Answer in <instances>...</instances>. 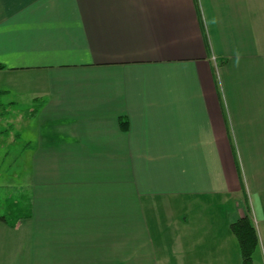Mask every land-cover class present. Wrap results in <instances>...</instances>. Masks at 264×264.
<instances>
[{"label": "crops", "instance_id": "1", "mask_svg": "<svg viewBox=\"0 0 264 264\" xmlns=\"http://www.w3.org/2000/svg\"><path fill=\"white\" fill-rule=\"evenodd\" d=\"M0 96V264H264V0H0Z\"/></svg>", "mask_w": 264, "mask_h": 264}, {"label": "rangeland", "instance_id": "2", "mask_svg": "<svg viewBox=\"0 0 264 264\" xmlns=\"http://www.w3.org/2000/svg\"><path fill=\"white\" fill-rule=\"evenodd\" d=\"M6 98H3L0 96V130L4 127V117H2V114L5 112V108L7 106ZM4 105V106H3ZM8 122V120H6ZM25 120L21 117H19V114L17 115L15 113H12V127H14V131L12 132V140L14 141V135L15 132L18 131L15 129L16 125H23ZM16 124V125H15ZM7 126V125H6ZM29 136L27 132H24L21 134V139L26 140V138ZM4 138L0 135V142L3 141ZM3 149H0V158L2 156L9 155V151L4 150L6 148V145L0 146ZM24 150L20 149L19 143L13 144L12 149V160L7 159L2 161L0 159V172H2V175H0V206L2 200L5 198L4 201L5 210L2 212L3 215H6L7 218H11L15 216V213H17L18 210L26 211L30 208V198L28 197V194H23L25 183H28V179H30L31 172L25 173V158H24ZM5 164V166H4ZM2 166H4L2 168ZM11 166V167H10ZM10 170H9V169ZM5 170H9L6 172ZM26 179V181H25ZM9 184L12 185V194H9V197L6 195V190H2L1 185L3 184ZM19 191V192H17ZM23 194L24 196H21ZM6 195V196H5ZM19 216H24L23 214H19Z\"/></svg>", "mask_w": 264, "mask_h": 264}, {"label": "trees", "instance_id": "3", "mask_svg": "<svg viewBox=\"0 0 264 264\" xmlns=\"http://www.w3.org/2000/svg\"><path fill=\"white\" fill-rule=\"evenodd\" d=\"M122 125H125L122 123ZM14 138L17 140L16 143L22 142L21 135L19 131L15 132ZM15 144V143H14ZM20 149L24 150L27 145L25 143H19ZM19 192V191H17ZM23 194H28L26 192H23ZM21 194V196H24ZM28 197L30 198L29 194ZM19 214H23L24 216H28L27 212L18 210L17 213H15L14 217L8 218L11 219L12 222H15L19 219H21L24 216H19ZM4 222H7V217H2L1 219ZM12 225H15L12 223ZM232 234L236 237L238 241V246L241 252L242 256V264H255L253 260V255L256 251V249L259 246V236L257 229L253 223V220L251 219L249 214H246L245 216L241 217L239 220L234 222L231 227Z\"/></svg>", "mask_w": 264, "mask_h": 264}]
</instances>
